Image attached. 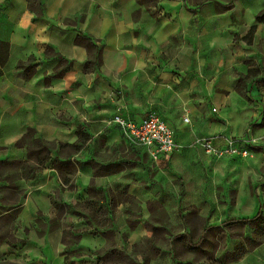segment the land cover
<instances>
[{
  "label": "crops",
  "instance_id": "obj_1",
  "mask_svg": "<svg viewBox=\"0 0 264 264\" xmlns=\"http://www.w3.org/2000/svg\"><path fill=\"white\" fill-rule=\"evenodd\" d=\"M2 54L0 264H264V0H0ZM150 108L167 161L110 121Z\"/></svg>",
  "mask_w": 264,
  "mask_h": 264
},
{
  "label": "built area",
  "instance_id": "obj_2",
  "mask_svg": "<svg viewBox=\"0 0 264 264\" xmlns=\"http://www.w3.org/2000/svg\"><path fill=\"white\" fill-rule=\"evenodd\" d=\"M183 120L189 121L187 114L183 116ZM110 121L120 125L125 139L131 144L145 147L153 160L167 161L181 146L176 141L174 129L154 108L148 109L138 122L127 119L120 113L114 114ZM214 138L215 135H197L192 144L200 145L206 153L215 156H245L251 154L250 146L256 142L253 136H230L219 145Z\"/></svg>",
  "mask_w": 264,
  "mask_h": 264
},
{
  "label": "rangeland",
  "instance_id": "obj_3",
  "mask_svg": "<svg viewBox=\"0 0 264 264\" xmlns=\"http://www.w3.org/2000/svg\"><path fill=\"white\" fill-rule=\"evenodd\" d=\"M109 253L108 256H103L101 259L96 258L92 264H136L133 251L137 248H134L131 252L123 251L120 247L115 245L108 246Z\"/></svg>",
  "mask_w": 264,
  "mask_h": 264
},
{
  "label": "trees",
  "instance_id": "obj_4",
  "mask_svg": "<svg viewBox=\"0 0 264 264\" xmlns=\"http://www.w3.org/2000/svg\"><path fill=\"white\" fill-rule=\"evenodd\" d=\"M261 18H263V14L257 15V19H261ZM4 59H5V54H2L0 56V64H2L4 62Z\"/></svg>",
  "mask_w": 264,
  "mask_h": 264
}]
</instances>
